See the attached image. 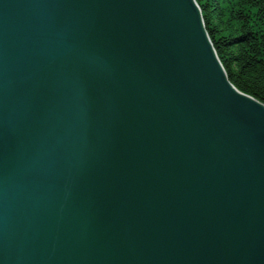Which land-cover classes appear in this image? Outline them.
Wrapping results in <instances>:
<instances>
[{
	"label": "water",
	"instance_id": "95a60500",
	"mask_svg": "<svg viewBox=\"0 0 264 264\" xmlns=\"http://www.w3.org/2000/svg\"><path fill=\"white\" fill-rule=\"evenodd\" d=\"M0 264H264V105L195 0H0Z\"/></svg>",
	"mask_w": 264,
	"mask_h": 264
},
{
	"label": "trees",
	"instance_id": "16d2710c",
	"mask_svg": "<svg viewBox=\"0 0 264 264\" xmlns=\"http://www.w3.org/2000/svg\"><path fill=\"white\" fill-rule=\"evenodd\" d=\"M229 82L264 105V0H195Z\"/></svg>",
	"mask_w": 264,
	"mask_h": 264
},
{
	"label": "bare ground",
	"instance_id": "6f19581e",
	"mask_svg": "<svg viewBox=\"0 0 264 264\" xmlns=\"http://www.w3.org/2000/svg\"><path fill=\"white\" fill-rule=\"evenodd\" d=\"M196 2V1H195ZM197 4V3H196ZM197 6H198V4H197ZM199 7V6H198ZM199 12H200V15H201V18H202V22H203V17H202V14H201V10H200V8H199ZM203 25H204V23H203ZM212 43V42H211ZM215 50V49H214ZM216 52V51H215ZM217 54V53H216ZM218 56V55H217ZM219 59V61H220V63H221V65H222V62H221V60H220V58H218ZM222 68H223V70H224V72H225V69H224V67H223V65H222ZM225 74H226V72H225ZM226 76H227V74H226ZM249 97H251L253 100H255V101H257L258 102V100L257 99H255L254 97H252V96H249ZM260 103V102H259Z\"/></svg>",
	"mask_w": 264,
	"mask_h": 264
},
{
	"label": "rangeland",
	"instance_id": "374dc122",
	"mask_svg": "<svg viewBox=\"0 0 264 264\" xmlns=\"http://www.w3.org/2000/svg\"><path fill=\"white\" fill-rule=\"evenodd\" d=\"M231 84V83H230ZM232 85V84H231ZM233 86V85H232ZM234 87V86H233ZM235 88V87H234ZM237 90V89H236Z\"/></svg>",
	"mask_w": 264,
	"mask_h": 264
}]
</instances>
